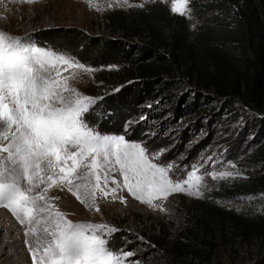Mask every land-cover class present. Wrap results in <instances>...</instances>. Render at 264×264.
<instances>
[{
	"label": "rangeland",
	"instance_id": "obj_1",
	"mask_svg": "<svg viewBox=\"0 0 264 264\" xmlns=\"http://www.w3.org/2000/svg\"><path fill=\"white\" fill-rule=\"evenodd\" d=\"M233 1L188 0L187 13L179 15L171 11L169 0H0V32L24 47L48 50L82 66L59 65L51 71L54 78L96 101L86 114L90 127L141 143L149 153H161L154 162L170 165L173 180L186 179L194 169L203 178L200 196L177 192L151 206L111 183L107 195L96 193L94 204L90 199L81 203L66 187L48 191L47 203L72 223L115 229L106 238L110 248L132 253L124 264H255L264 258V238L245 226L262 222L264 191L236 190L264 173V112L219 94L211 82L223 74L231 89L257 68L255 60L264 59L263 23H236L237 12L245 7ZM156 5L166 8L169 19L173 15L186 19L187 23H167L169 38L175 24L192 38L190 47L177 54L160 49L165 60L161 65L156 62L160 69L156 86L162 89L156 100L143 104L135 97L139 79L123 51L137 48L139 53L148 40L118 24L111 29L107 18L136 16ZM203 33L224 44L217 59L198 42ZM76 35L73 40L85 60L71 49L52 47L66 48L61 38ZM224 171L234 175L211 179L213 173ZM112 175L122 185L119 172ZM0 216L15 227L9 241L20 243L0 256V264H22L24 256L7 259L23 252L31 258L22 246L26 237L33 246L34 237L23 235L29 225H22L6 207L0 206ZM181 234L183 246L174 247Z\"/></svg>",
	"mask_w": 264,
	"mask_h": 264
},
{
	"label": "snow or ice",
	"instance_id": "obj_2",
	"mask_svg": "<svg viewBox=\"0 0 264 264\" xmlns=\"http://www.w3.org/2000/svg\"><path fill=\"white\" fill-rule=\"evenodd\" d=\"M169 2L173 13H187L188 0ZM59 65L82 68L0 32V206L29 225L33 264H124L132 253L110 248L106 238L115 229L72 223L47 203L48 191L66 187L81 203L94 204L96 193L107 195L111 183L151 206L177 192L200 196L203 178L194 169L173 180L170 165L154 162L161 153L90 127L86 114L96 101L54 78L51 69ZM117 171L122 185L113 178ZM233 175L224 171L211 179Z\"/></svg>",
	"mask_w": 264,
	"mask_h": 264
},
{
	"label": "trees",
	"instance_id": "obj_3",
	"mask_svg": "<svg viewBox=\"0 0 264 264\" xmlns=\"http://www.w3.org/2000/svg\"><path fill=\"white\" fill-rule=\"evenodd\" d=\"M227 1L231 2L233 0ZM234 2H243L245 7L237 12L235 18L236 23H250L253 26H256L258 23H263L262 31L264 32V0H234L233 3ZM166 15H168L166 8L162 5H156L155 8L146 9L136 16L126 17L123 16V14H113L107 18L111 29L117 27L118 24L123 31L127 33L135 32L136 36L148 40L139 48V53H136L137 48L135 46L133 47L136 48L135 51H123L126 61L134 68V73L139 79L135 97L139 98L140 102L143 104L156 100L158 93L162 89V87L156 86L158 81L157 75L160 72L157 63L161 65V62L165 60L159 52L160 49L169 48L172 50V54H177L183 51V49L190 47L189 44L192 36L188 35L182 27L179 28L176 24L172 26L173 37L171 38L170 36L171 39L169 38L167 28V23H187L186 19L183 16L174 15L170 17L172 19H169ZM74 37L79 36L61 38V43H63L66 48L59 47L56 44L52 45V47L59 50L68 49L67 51L71 49V51L77 52L82 60H85L84 56L77 51L78 44L73 40L77 38ZM207 38L210 44H206L208 43ZM55 41L50 42L54 43ZM198 42H201L200 44L207 48L209 55L214 59L220 56L218 53L222 45H224L223 43H215L206 33H203V36L198 39ZM211 44H216V47H211ZM260 47L263 48L262 46ZM254 64H256L257 68H255L253 72L247 71V73L243 75V80L231 89L226 88L227 85L223 74H216L211 82L216 86L219 94L228 95L234 100L243 101L249 108L258 113H263L264 59L255 60ZM262 147V154L264 156V144ZM236 190H238L240 194H244L245 192L264 191V173L249 180L247 185L236 187ZM260 220L262 222L259 225H256L255 222H246L245 226L246 228H250L254 234L264 238V218ZM255 221L257 222L258 220ZM184 237L185 235L181 234L179 238L175 239L173 246L175 247L178 245L182 247L183 243L181 238ZM156 242L159 243L160 240ZM255 264H264V258Z\"/></svg>",
	"mask_w": 264,
	"mask_h": 264
},
{
	"label": "bare ground",
	"instance_id": "obj_4",
	"mask_svg": "<svg viewBox=\"0 0 264 264\" xmlns=\"http://www.w3.org/2000/svg\"><path fill=\"white\" fill-rule=\"evenodd\" d=\"M14 228L15 227L13 226V224L11 223V220L9 218L0 216V247L2 245H5V249H3V250L0 249V256L1 257H4V256L7 255V252H8L9 248H12V247L20 244L17 241H9L8 237L11 235L12 232H14ZM28 232H29V228L26 229V230H23V235L25 233H28ZM29 235H31V234H29ZM29 235H26V236H29ZM28 238L29 237H26L25 243L22 245L23 249H26V248L30 249L31 245L27 243ZM33 239H34V243H33V245H34L35 244V237ZM28 254L31 256V258H28L27 252H23L21 254L14 253L7 260H9V261L11 260L12 261V260L17 259V258H21L22 259L23 256H24V261H23L22 264H33V256H32V253L30 252V250H28ZM40 254H42V249H41Z\"/></svg>",
	"mask_w": 264,
	"mask_h": 264
}]
</instances>
